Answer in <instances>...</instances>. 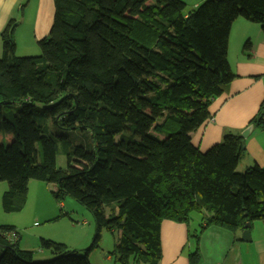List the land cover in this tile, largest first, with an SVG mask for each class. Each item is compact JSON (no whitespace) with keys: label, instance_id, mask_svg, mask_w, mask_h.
<instances>
[{"label":"trees","instance_id":"1","mask_svg":"<svg viewBox=\"0 0 264 264\" xmlns=\"http://www.w3.org/2000/svg\"><path fill=\"white\" fill-rule=\"evenodd\" d=\"M54 6L40 56H17L15 19L0 34L2 209L21 213L30 181L46 182L56 201L71 197L91 211L96 232L83 254L41 239L53 258L38 261L15 226L0 225V264H93L104 229L119 234L111 255L120 264H160L163 222L189 225L194 213L203 217L189 261L201 264L208 229L241 241L247 223L264 221V169L238 171L245 138L228 134L205 153L191 138L235 79L234 22L244 18L264 31V0H206L193 9L181 0ZM251 125L264 130V103ZM78 131L90 133V149L74 146ZM58 144L65 169L57 168Z\"/></svg>","mask_w":264,"mask_h":264},{"label":"crops","instance_id":"2","mask_svg":"<svg viewBox=\"0 0 264 264\" xmlns=\"http://www.w3.org/2000/svg\"><path fill=\"white\" fill-rule=\"evenodd\" d=\"M181 1L193 9L206 0ZM54 14V0H0V34L9 20L15 19L17 50L22 46L24 50L36 49L38 42L49 35ZM247 43L252 45L249 52L245 49ZM2 54L0 42V58ZM228 62L235 79L226 87L224 94L214 100L210 107V120L191 134L192 142L205 152L221 143L226 135H242L249 126H253L249 137L245 138L246 154L238 165V171H245L253 165L264 169V130L251 125L264 103V31L260 25L244 18L234 22ZM258 221L259 224L253 223L252 241L249 243L242 241V235L238 241L232 232L225 229H208L199 243L201 264H264V221ZM254 229H259L257 238L254 237ZM191 233V222L186 225L164 221L160 264H190V254L196 250ZM42 254L44 256L45 253ZM253 258L256 262L251 261Z\"/></svg>","mask_w":264,"mask_h":264},{"label":"rangeland","instance_id":"3","mask_svg":"<svg viewBox=\"0 0 264 264\" xmlns=\"http://www.w3.org/2000/svg\"><path fill=\"white\" fill-rule=\"evenodd\" d=\"M40 55L41 50L39 46L36 49L25 48V50L22 46L17 50L18 57ZM72 139L74 146H83L87 149L91 148L92 139L89 132H75L72 135ZM58 147L57 168L65 169L68 165V158L62 151L61 144H58ZM207 151L205 150V152ZM202 152L205 153L204 151ZM55 189L56 187L52 184L31 180L28 201L24 210L21 213L6 214L2 209V196L8 190V184L6 182L0 183V225H17L16 227L21 235V247L25 250L34 251L36 260L38 261H48L53 258L47 253L42 252L41 239L66 245L70 250H75L83 254L92 245L96 232V222L91 211L71 197H67L61 202L56 201L51 193ZM107 207H105V211L109 214L110 210ZM202 217L201 214L197 213L192 215L191 229L193 235L199 232ZM256 224H259V221H256ZM260 228L263 230L261 225ZM258 233L259 229L257 231L254 229L255 238H257ZM101 237L102 240L99 249L94 251L90 256L91 262L93 264H120L117 257L113 254L111 255L119 239L118 232L111 233L104 229ZM191 241L195 249L196 239L191 237ZM42 253H45L44 256H42ZM255 260L253 258L251 261L256 262Z\"/></svg>","mask_w":264,"mask_h":264},{"label":"water","instance_id":"4","mask_svg":"<svg viewBox=\"0 0 264 264\" xmlns=\"http://www.w3.org/2000/svg\"><path fill=\"white\" fill-rule=\"evenodd\" d=\"M253 129V126H249L242 134V136L244 138H247L249 137L251 131ZM251 228H252V225L251 223H247L245 225V229H244V232L242 234V241L245 242V243H249L252 241V236H251Z\"/></svg>","mask_w":264,"mask_h":264}]
</instances>
